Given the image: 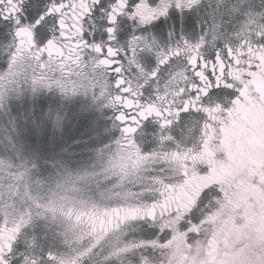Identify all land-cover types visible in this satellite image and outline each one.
<instances>
[{
  "label": "snow or ice",
  "instance_id": "6c2138e0",
  "mask_svg": "<svg viewBox=\"0 0 264 264\" xmlns=\"http://www.w3.org/2000/svg\"><path fill=\"white\" fill-rule=\"evenodd\" d=\"M0 62V109L43 92L66 102L32 114L29 144L14 132L0 149V264H264L259 223L229 256L211 254L248 221L234 214L235 182L195 159L242 104L264 107V5L0 0ZM95 109L111 113L102 129ZM69 117L98 144L77 168L48 134Z\"/></svg>",
  "mask_w": 264,
  "mask_h": 264
},
{
  "label": "rangeland",
  "instance_id": "374dc122",
  "mask_svg": "<svg viewBox=\"0 0 264 264\" xmlns=\"http://www.w3.org/2000/svg\"><path fill=\"white\" fill-rule=\"evenodd\" d=\"M251 2L256 8L255 0H251ZM87 102L86 98H80L78 101L80 104ZM65 104L66 102L60 98L58 93L52 92H43L36 96L28 94L22 99L12 98L6 109H0V149L6 147L5 140L10 138L14 132H20V139L29 144L26 136L32 114L38 113L41 106L47 111L48 107L65 106ZM89 115L93 121H98L99 126H101L102 117L99 110H97V118L93 117V112H90ZM48 134L49 139H54L51 150L58 154V158L62 157L67 161L71 167L77 168L91 163L94 149L98 145L94 140V132L78 128L76 122L69 117L63 134H59V132L54 134L51 129H48ZM54 163L55 160L50 161V164ZM252 181L253 178L242 180L238 192L233 195L234 214L235 210H240V214L247 218L248 225L240 226L235 224L233 220L230 229L224 235H220L216 241L213 248L215 256H229L230 239H238L244 235L245 227L258 223L264 225V207H261L259 212L255 210L258 205H264V191Z\"/></svg>",
  "mask_w": 264,
  "mask_h": 264
},
{
  "label": "flooded vegetation",
  "instance_id": "af4514ba",
  "mask_svg": "<svg viewBox=\"0 0 264 264\" xmlns=\"http://www.w3.org/2000/svg\"><path fill=\"white\" fill-rule=\"evenodd\" d=\"M208 2L209 0H206V4ZM255 2L257 10L264 5V0H255ZM191 15L192 23L196 26V31H199V25L203 21L204 16L202 13H193ZM172 25H176V21H171L170 26ZM182 27L183 23L181 22V25L177 27V31H180ZM188 31L191 32L192 29L189 28ZM256 86L257 89L264 88V77L258 78ZM97 110L99 109L92 111L94 118H97ZM99 113L102 117L100 126V129H102L103 126L110 122L111 113L100 110ZM222 131L224 136L220 140L219 147L213 145L212 148H206L205 154L195 159L212 164L217 169L215 179L234 181L236 191L233 195L238 192L239 184L242 180L258 178L264 183V107L254 103L250 105L242 104L237 117L232 121V126L224 128ZM209 139L211 140L212 138L210 137ZM218 152H223L227 156L228 163L216 158ZM217 250L219 251V249ZM211 254L215 256L214 250H212Z\"/></svg>",
  "mask_w": 264,
  "mask_h": 264
}]
</instances>
